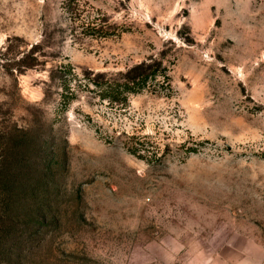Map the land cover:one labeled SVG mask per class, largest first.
Masks as SVG:
<instances>
[{"label": "rangeland", "instance_id": "374dc122", "mask_svg": "<svg viewBox=\"0 0 264 264\" xmlns=\"http://www.w3.org/2000/svg\"><path fill=\"white\" fill-rule=\"evenodd\" d=\"M20 150L0 264H264V0H0Z\"/></svg>", "mask_w": 264, "mask_h": 264}, {"label": "trees", "instance_id": "16d2710c", "mask_svg": "<svg viewBox=\"0 0 264 264\" xmlns=\"http://www.w3.org/2000/svg\"><path fill=\"white\" fill-rule=\"evenodd\" d=\"M146 61H142L137 63L135 67H140L144 65ZM151 72H154L151 69ZM144 73V71H142ZM150 71L144 73L142 75V79L145 80ZM10 156V154H9ZM11 158L7 162L0 163V191L4 196L2 197V203L7 208L10 206V200H15L14 195L17 194V189L19 188V184L22 180V174L24 173V164L22 163L25 158L23 150H20L18 154H13L10 156Z\"/></svg>", "mask_w": 264, "mask_h": 264}, {"label": "crops", "instance_id": "0c3cea01", "mask_svg": "<svg viewBox=\"0 0 264 264\" xmlns=\"http://www.w3.org/2000/svg\"><path fill=\"white\" fill-rule=\"evenodd\" d=\"M262 264V263H261Z\"/></svg>", "mask_w": 264, "mask_h": 264}]
</instances>
